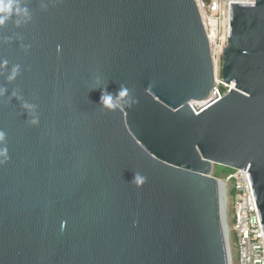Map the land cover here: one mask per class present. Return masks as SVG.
<instances>
[{
  "label": "water",
  "instance_id": "water-1",
  "mask_svg": "<svg viewBox=\"0 0 264 264\" xmlns=\"http://www.w3.org/2000/svg\"><path fill=\"white\" fill-rule=\"evenodd\" d=\"M12 2L0 264H230L215 166L248 170L264 233V0L230 4L217 60L196 0Z\"/></svg>",
  "mask_w": 264,
  "mask_h": 264
},
{
  "label": "built area",
  "instance_id": "built-area-1",
  "mask_svg": "<svg viewBox=\"0 0 264 264\" xmlns=\"http://www.w3.org/2000/svg\"><path fill=\"white\" fill-rule=\"evenodd\" d=\"M254 0H196L208 37L211 53L219 59L230 35V4H251ZM216 86L229 90L216 79ZM218 92V90H217ZM224 93V94H225ZM221 96H218L217 99ZM216 99V100H217ZM231 170V169H229ZM222 182L227 191L225 212L230 204L233 209L232 226L227 225V244L230 264V234L237 243V264H264V233L258 214L248 170H231ZM227 224V214H226Z\"/></svg>",
  "mask_w": 264,
  "mask_h": 264
},
{
  "label": "clouds",
  "instance_id": "clouds-1",
  "mask_svg": "<svg viewBox=\"0 0 264 264\" xmlns=\"http://www.w3.org/2000/svg\"><path fill=\"white\" fill-rule=\"evenodd\" d=\"M15 12L17 14H22L24 16H27V10L26 9H21L19 7H17L15 9ZM13 14V2L12 0H0V24H3L5 22V19L9 16H11ZM96 89V88H94ZM117 94H119L121 97H127L128 101H129V106L131 104L132 101V97L130 96V94H128V91L126 88H124L123 90H118V93L116 94H112V93H108L103 91L101 98H100V106L105 110H116L115 109V105H114V101L116 100V96ZM26 109L34 111L35 110V105L32 104H28L27 102H24L23 105ZM31 124L36 125L39 123V119L38 116H34L30 121ZM5 137V133H3V131H0V142L3 141ZM0 156H3L4 159L0 160V163L6 162L7 160V149L6 148H0ZM146 178L143 177L140 173H134L133 175V179L132 181L138 185H142L145 182Z\"/></svg>",
  "mask_w": 264,
  "mask_h": 264
},
{
  "label": "rangeland",
  "instance_id": "rangeland-1",
  "mask_svg": "<svg viewBox=\"0 0 264 264\" xmlns=\"http://www.w3.org/2000/svg\"><path fill=\"white\" fill-rule=\"evenodd\" d=\"M217 80L221 81L219 76L217 75ZM217 90L218 87L216 86L214 91L212 92L210 98L208 99V102L203 104V103H192L191 106L195 111H200L201 109H203L207 104L212 103L213 101H215L217 99ZM217 169V167L215 166L213 168V172H212V176L214 177V172ZM228 173H220L219 174V180L222 181V179H224V176L227 175ZM226 214H227V225L231 228L232 226V217H233V209L232 206L229 204L227 206V210H226ZM230 250H231V260H232V264H237L238 261V256H237V243L234 240V237L232 234H230Z\"/></svg>",
  "mask_w": 264,
  "mask_h": 264
},
{
  "label": "trees",
  "instance_id": "trees-1",
  "mask_svg": "<svg viewBox=\"0 0 264 264\" xmlns=\"http://www.w3.org/2000/svg\"><path fill=\"white\" fill-rule=\"evenodd\" d=\"M225 91H226V89L225 88H223V87H219V89H218V92H217V94H218V96H222L224 93H225ZM217 167V169L215 170V172H214V177H216V178H219V174L220 173H229V172H231V170H229V169H226V168H222V167H219V166H216Z\"/></svg>",
  "mask_w": 264,
  "mask_h": 264
}]
</instances>
